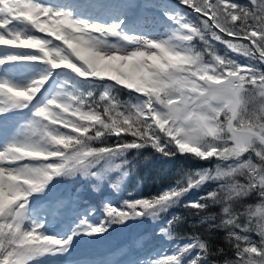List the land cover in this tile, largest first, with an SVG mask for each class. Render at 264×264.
<instances>
[{"label":"snow or ice","instance_id":"1","mask_svg":"<svg viewBox=\"0 0 264 264\" xmlns=\"http://www.w3.org/2000/svg\"><path fill=\"white\" fill-rule=\"evenodd\" d=\"M213 41L247 62L220 55ZM26 72L38 74L18 83ZM147 148L215 168L120 208L105 198L100 217L81 189L60 193L65 177H128V154ZM208 181L218 183L184 206H220V223L209 215L200 224L227 232L233 258L223 264H264V0H0V264H216L223 249L199 234L171 251L154 247L174 239L176 216L110 248L118 258L74 255L105 242L114 225L159 220ZM253 195L255 211L237 208Z\"/></svg>","mask_w":264,"mask_h":264},{"label":"trees","instance_id":"2","mask_svg":"<svg viewBox=\"0 0 264 264\" xmlns=\"http://www.w3.org/2000/svg\"><path fill=\"white\" fill-rule=\"evenodd\" d=\"M173 1V0H170ZM178 2V0H175ZM235 2L247 5L249 0H235ZM224 51V47L221 49ZM220 53V52H219ZM32 72H26L23 77L18 79V83L24 84L31 76ZM119 99V98H118ZM121 101V100H120ZM123 102V101H121ZM29 110H24V116L27 118ZM119 138L111 136L107 138V145L114 146ZM127 140H132L131 136L125 137ZM127 159L131 162L124 170L129 171V175L126 178H121V173L110 172L107 173L103 181H86L83 178L78 177H65L60 180L59 191L61 194H67L73 192L76 189H81L83 196L85 197V203L94 205L97 209L96 217L103 215V205L101 203L105 198L111 202L113 206L117 208L123 207L124 201H133L139 198H151L163 190L175 186L177 181H181L186 185L189 174H194L196 171L211 168L214 170L215 162L200 161L195 157L189 155L181 156L177 155L171 160H167L159 154L155 153L151 148L143 149L139 154L135 150L131 151ZM119 159L117 163H119ZM59 179V178H58ZM241 182L243 178H239ZM96 183L100 188V191L93 193L91 191V185ZM217 181H208L197 191L192 190L186 194L181 202L176 206L170 208L167 212L161 214V218L157 221L145 218L141 220H130L127 222L128 227L125 228L122 225H114L110 230V235L105 234L108 239L105 242L93 245L89 248H82V245L78 249V252L97 253L101 254L106 243H112V247L119 246L128 237L137 233L140 230L152 232L158 230L160 227H167L166 221L173 216L179 217V220L175 221L173 226L169 228V232L173 235L174 239L171 242L167 241V238L157 239L154 243V247L158 250L171 251L172 245L179 242L183 244L187 242V237L193 234H199L202 239L208 240L210 247L215 252L218 249H223V254L214 256L213 259L216 264H223L225 258L231 259L232 257V242L229 241L227 232L224 229L214 230L209 235L208 224H200V220L205 216H213L216 223H220V217L222 212L219 205L209 204V207L203 212L198 213L197 209H191L184 206L186 201L197 199L199 196L205 195L212 191ZM111 184H118L119 190L111 187ZM131 194V195H130ZM204 202V201H201ZM260 205L258 196H250L245 198L243 205H237V208L247 209L251 206L255 211ZM247 218H245L246 220ZM253 220L252 227L256 229L259 217H251ZM253 240L258 241L259 236L254 230L250 233ZM113 237V239H111ZM111 248V247H109Z\"/></svg>","mask_w":264,"mask_h":264},{"label":"rangeland","instance_id":"3","mask_svg":"<svg viewBox=\"0 0 264 264\" xmlns=\"http://www.w3.org/2000/svg\"><path fill=\"white\" fill-rule=\"evenodd\" d=\"M146 1H149V2H153V1H154V2H158V0H146ZM170 3L176 4V3H178V2L175 1V0H173V1H170ZM146 9H149V11H150L153 15L155 14L154 9H152V8H146ZM181 10H184V9H183V6H181ZM192 15H196V14L193 13ZM38 35H39V34H38ZM195 43H196V47H197V49H202V48H203V44H202L201 42L196 41ZM213 44L215 45L217 51L220 52V53H219L220 55H224L225 52H228V55H229V56H232V57L236 58V59L239 60L240 62H242V63H246V62H247L246 58L243 57L242 55H240L239 53H232V52L228 51L223 45L216 44V42H214V41H213ZM222 47H224V51H223V52H222L221 50H219V49H221ZM37 74H38L37 72H32V73H31V76H30L29 78H31V77H33V76H35V75H37ZM96 96H97V99H98V98H99V92L96 93ZM118 98H119V100H121V101H123V102L128 100V96H127L126 94H124V93L119 94ZM113 259H114V258H113Z\"/></svg>","mask_w":264,"mask_h":264},{"label":"bare ground","instance_id":"4","mask_svg":"<svg viewBox=\"0 0 264 264\" xmlns=\"http://www.w3.org/2000/svg\"><path fill=\"white\" fill-rule=\"evenodd\" d=\"M45 2H46V0H45ZM138 2L140 3V4H147V3H149V1H146V0H138ZM154 2V1H153ZM145 14H146V16H147V18H151V16L153 15L150 11H149V9H145Z\"/></svg>","mask_w":264,"mask_h":264},{"label":"water","instance_id":"5","mask_svg":"<svg viewBox=\"0 0 264 264\" xmlns=\"http://www.w3.org/2000/svg\"><path fill=\"white\" fill-rule=\"evenodd\" d=\"M246 43V42H245Z\"/></svg>","mask_w":264,"mask_h":264}]
</instances>
